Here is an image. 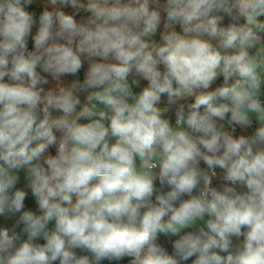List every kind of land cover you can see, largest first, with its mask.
Listing matches in <instances>:
<instances>
[{
    "label": "clouds",
    "instance_id": "9594fccd",
    "mask_svg": "<svg viewBox=\"0 0 264 264\" xmlns=\"http://www.w3.org/2000/svg\"><path fill=\"white\" fill-rule=\"evenodd\" d=\"M126 258L264 264V0H0V264Z\"/></svg>",
    "mask_w": 264,
    "mask_h": 264
},
{
    "label": "trees",
    "instance_id": "16d2710c",
    "mask_svg": "<svg viewBox=\"0 0 264 264\" xmlns=\"http://www.w3.org/2000/svg\"><path fill=\"white\" fill-rule=\"evenodd\" d=\"M80 78H82V73L80 74ZM71 79H73V77H66L65 81L67 82V81H70ZM29 203H31V201H29ZM161 242L166 243V241L164 240L163 237H161ZM101 264H109V262L108 261H102ZM111 264H127V258L123 261H120V262L113 261V262H111Z\"/></svg>",
    "mask_w": 264,
    "mask_h": 264
}]
</instances>
